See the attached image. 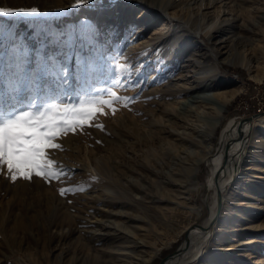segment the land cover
<instances>
[{
  "label": "rangeland",
  "instance_id": "1",
  "mask_svg": "<svg viewBox=\"0 0 264 264\" xmlns=\"http://www.w3.org/2000/svg\"><path fill=\"white\" fill-rule=\"evenodd\" d=\"M158 1L90 0L73 7L75 0H0L4 9H38L0 14V112L53 103L78 105L81 100L111 99L110 92L121 97L83 128L53 141L61 147L49 148V158L67 173L60 180L33 176L13 182L4 174L6 169L0 171V264H128L129 256L138 254L149 257L147 264H162L185 237L204 225L216 197L214 183L219 187L225 179L206 164L189 186L188 212L174 225L160 223L163 202L156 200L159 195L148 167L143 168V157L159 145L160 137L172 140L175 136L168 129L179 127L180 121L174 117L176 110L155 98V89L167 78L192 81L204 75V65L214 58L220 76L214 89L226 92L229 101L213 133V152L228 118L264 115V74L255 78L264 50V0H220L201 6L203 25L214 22L219 13L231 21L229 42L223 32L221 42L209 40L188 20L198 11L193 0H171L175 6L168 12L183 16L179 27L159 13ZM85 20L94 31L82 24ZM187 32L192 36L182 46L179 41ZM160 34L164 37L157 40ZM249 38L257 41L250 45ZM146 41L149 49L142 44ZM228 50L248 58L252 67L229 63ZM169 52L176 54L175 65L167 60ZM152 60L170 63L164 71H155ZM118 65L125 70L119 71ZM253 134L235 180L223 188L209 244L186 264H264V120L254 122ZM96 172L102 175L101 184ZM128 174L148 177L145 200L126 198L123 183ZM69 186L82 190L61 196L59 189ZM105 187L121 192L123 206L112 208H122L128 226L106 227L92 235L94 213L97 218L103 214L93 199L98 194L107 197Z\"/></svg>",
  "mask_w": 264,
  "mask_h": 264
},
{
  "label": "bare ground",
  "instance_id": "2",
  "mask_svg": "<svg viewBox=\"0 0 264 264\" xmlns=\"http://www.w3.org/2000/svg\"><path fill=\"white\" fill-rule=\"evenodd\" d=\"M140 1L142 3L146 0ZM195 2L198 9L197 14L195 16H193L194 14L188 15V20H193L209 40L215 39V42H221L220 38L223 36V32L224 36L227 37L226 39L228 42L232 41L233 35H229L231 32V21L226 18L222 19L220 13L217 15L214 22H211L208 26L203 25L205 18L201 10V6L203 4L213 5L216 2H220V0H193V3ZM156 4L159 13L170 18L171 26L174 24L177 27L180 26V21L183 19V16L179 15L175 11L173 13L168 12L169 8L172 9L175 6L174 2L171 0H159ZM83 14L84 17H87L86 13ZM172 21H175V23H172ZM191 36L192 34L187 32L184 34L182 40L179 41V43L183 46L185 41L187 42ZM162 37H164V34L158 35L156 39L160 40ZM147 41L142 44H145L149 49ZM254 41H257V39L252 40L249 38L247 40L248 44L250 45ZM150 44L151 43L149 42V45ZM177 46L178 43H175L173 48L175 52ZM252 48L254 49V47ZM169 53L170 54L169 57H167V60H170V62L175 65L174 59L176 54L171 52ZM213 59L214 58L212 57V62L206 66L204 65V68L207 70L205 71L204 75L200 74V77L197 76V78H194L192 81L188 80L186 77L180 76L174 79L167 78L168 80L163 82L157 89H155L158 92V96L155 98L164 101L167 105H169V109L172 111L176 110L177 115H174V117L180 121L179 127L172 126L170 129H168V132L175 136L172 140H162L159 135L158 137L161 139L159 145L153 148L150 147V151H152V153H146L143 157V168L146 169V167H148L147 170L150 172L149 175L152 176L151 181L159 195V199L156 200L163 202L161 207L158 209L162 219L160 223L163 226L174 225V223H177L181 217H183L188 212L187 209H190L188 206L191 201L189 186L193 182L196 172L202 164L211 165L212 172H215V176H225L223 183L219 186L221 192L224 191L223 188L226 184H229L235 180L236 170L239 168L250 139L255 134H253V124L255 121L259 122L264 120V115H257L255 118H252L251 122H246L245 118H241L240 120H236L233 117L228 118V125L221 132L217 151L213 152V133L223 114L225 105L229 101V97L227 96L226 92L214 89L215 82L217 83V80H219L220 76L218 73V67ZM225 59L229 63L239 62L244 63V65L246 64L248 68L252 67L250 60L243 55L238 54L237 51L228 50ZM259 59L260 61L257 63V67L260 69V74L255 77L256 80H260L264 74V50L262 51ZM152 62L155 64V71H164V69L167 68L166 63H170L165 61L166 65H160L158 62L153 60ZM168 76L169 75H167V77ZM106 98L107 97H104L103 99ZM143 125L145 126L146 124L143 123ZM148 137H151L150 140L154 139V136ZM97 171H99V169ZM96 174L98 177L97 179L100 182L99 184H101L102 175L97 172ZM146 181H148V177L134 176L132 174L126 175L125 182L123 183V190L125 189L123 192L126 191L129 196H126V198H129L134 202L138 200H145L147 196L144 195L143 189L145 188ZM104 189L107 197L102 198L97 192H95L98 195L93 199V204L99 205L98 207L102 208L103 214L97 218L94 213L93 218H95V220L94 223H92V235L96 230L101 231L106 227L113 226L115 228L127 229L128 226L126 220H122L124 215V212L121 210L122 208H120L119 211L115 210L116 212H113L114 209L112 208L114 204L118 207L123 206L125 201L123 200L121 192L117 189H114L113 187H105ZM216 205L215 197L211 204L209 215L206 218L202 228L185 237V239H183V241L177 247L176 251L164 259L162 264H186L189 262H194L198 255L202 252V246L206 245V243L210 241V238L214 234L213 227L215 225L214 217L216 213ZM127 213L128 211L126 214ZM132 219V217L128 218V220ZM188 229H191V227H186V231ZM160 231H157V233ZM83 232L86 234L88 229L84 230ZM123 235L127 236L125 234ZM145 257L146 256L143 254H138L136 257H134V255L133 257L129 256L128 264H147V262H149V257Z\"/></svg>",
  "mask_w": 264,
  "mask_h": 264
},
{
  "label": "snow or ice",
  "instance_id": "3",
  "mask_svg": "<svg viewBox=\"0 0 264 264\" xmlns=\"http://www.w3.org/2000/svg\"><path fill=\"white\" fill-rule=\"evenodd\" d=\"M90 3V0H75L73 7ZM13 11L37 13L38 9H4L0 14H10ZM82 24L94 31L88 21ZM123 71L124 66H117ZM2 92V86H0ZM111 99L93 98L81 100L78 105L53 103L40 108H15L11 112H0V171H4L13 182L17 179L31 180L33 176L40 177L46 182L60 180L66 176L64 169L57 168L56 163L49 158L48 149L61 146L54 143L58 137L68 131H75L89 124L97 113H103L105 105H112L121 97L110 92ZM125 101L130 98L124 97ZM82 189L66 187L59 189L61 196Z\"/></svg>",
  "mask_w": 264,
  "mask_h": 264
},
{
  "label": "water",
  "instance_id": "4",
  "mask_svg": "<svg viewBox=\"0 0 264 264\" xmlns=\"http://www.w3.org/2000/svg\"><path fill=\"white\" fill-rule=\"evenodd\" d=\"M252 120V117L250 118H246V122H251ZM214 183V182H213ZM214 186H215V189H216V214H218L221 210V204H222V192L221 190L219 189V187L217 185H215L214 183Z\"/></svg>",
  "mask_w": 264,
  "mask_h": 264
}]
</instances>
